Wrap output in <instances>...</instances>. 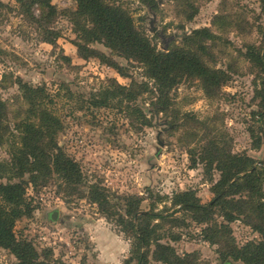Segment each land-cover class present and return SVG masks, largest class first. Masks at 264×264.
<instances>
[{
	"label": "rangeland",
	"instance_id": "1",
	"mask_svg": "<svg viewBox=\"0 0 264 264\" xmlns=\"http://www.w3.org/2000/svg\"><path fill=\"white\" fill-rule=\"evenodd\" d=\"M103 1L127 14L157 50L196 51L226 82L206 91L201 80L184 76L160 99L143 65L82 40L72 23L73 0H48L52 16L27 0H0V163L9 160L15 125L27 116L18 85L25 84L50 96L47 106L61 124L54 142L82 175L71 184L51 165L35 185L25 175L32 212L15 222V238L32 245L40 264H164L154 245L140 246L120 223L130 220L125 212L132 206L138 215L158 214L142 220L174 250L176 264H242L228 254L261 239L254 226L264 228V212L257 215L254 206L264 211V183L259 199L247 202L245 220L226 222L217 207L212 220L201 222L202 213L175 205V197L188 192L200 205L213 199L220 173L203 159L207 150L251 158L258 167L264 161V67L247 57L264 53L261 0ZM203 29L208 34L197 33ZM51 32L52 45L43 41ZM77 45L95 53L83 57ZM118 86L135 96L94 107V99ZM9 182L18 180L6 170L0 184ZM91 187L106 197L104 210L91 199ZM0 264L17 260L0 248Z\"/></svg>",
	"mask_w": 264,
	"mask_h": 264
},
{
	"label": "trees",
	"instance_id": "2",
	"mask_svg": "<svg viewBox=\"0 0 264 264\" xmlns=\"http://www.w3.org/2000/svg\"><path fill=\"white\" fill-rule=\"evenodd\" d=\"M22 1L18 0L21 5H24ZM73 1L77 9L72 14V23L82 40L86 44L100 43L118 56L143 65L148 77L156 83L160 99L184 76L201 80L206 91L220 88L226 82L227 76L207 68L196 51L163 52L151 46L148 37L138 32L131 18L119 8L109 6L103 0ZM142 1L149 5L153 3V0ZM27 3L37 4L42 9H46L48 16L55 13L48 0H27ZM261 11L264 13V0H261ZM44 18L42 10L40 19H35L39 27ZM197 33L205 34L207 30L203 29ZM262 34L264 35V30ZM209 36L212 37L210 34ZM55 38L57 35L51 32L43 41L52 45ZM77 50L84 55L83 57L95 53L81 45H77ZM247 57L256 66L264 67V53L254 51V53H248ZM18 85L28 102V109L27 116L15 125L18 136L11 144L9 160L6 164L0 163V179L8 170L18 180V182L0 184V248L9 251L17 260V264H40L37 262L38 254L32 245L27 241L17 240L13 233L15 222L24 216H29L32 212V205L26 198L27 183L22 178L29 175V183L35 185L46 174L48 165H51L58 175L71 184L80 183L82 175L78 166L54 142V137L61 130V124L47 106L51 104L50 96L42 87L31 88L25 84ZM102 95L101 99H94V107L105 105L111 100L110 97L119 96V98L128 99L135 96L131 89L120 86L114 91H105ZM140 117L144 118L143 115ZM3 118L4 105L0 101V130L5 127ZM216 152L215 148L207 150L208 155L203 158L209 166L214 164L220 173V179L213 189L215 193L213 199L206 205H200L191 201L192 196L185 192L175 197V205L196 214L202 213L199 215L201 222L212 220L213 209L216 210L217 207L222 211L221 216L226 222L250 218L245 214L244 209L247 202L259 199L257 196L260 195L264 183V161L258 167L254 166L256 162L251 158L240 159L229 155L224 157ZM240 174L243 175L238 179ZM90 195L101 210H104L106 203L104 194L97 187H91ZM254 207L257 215L264 212L261 204L256 203ZM106 215L109 214L106 212ZM157 215L147 213L138 215V210L131 206L125 212V216L130 220H124L121 217L120 223L125 224L127 231L140 246L154 245L156 248L154 255L158 261L164 264H176L180 260L174 250L168 245L161 244L162 238L157 235L156 227L142 220L155 219L159 217ZM254 230L260 234L261 239L232 249L228 255L234 261H240L242 264H264V228L259 224L254 226ZM144 258V254L138 257V259Z\"/></svg>",
	"mask_w": 264,
	"mask_h": 264
},
{
	"label": "water",
	"instance_id": "3",
	"mask_svg": "<svg viewBox=\"0 0 264 264\" xmlns=\"http://www.w3.org/2000/svg\"><path fill=\"white\" fill-rule=\"evenodd\" d=\"M225 264H228V263H225Z\"/></svg>",
	"mask_w": 264,
	"mask_h": 264
},
{
	"label": "flooded vegetation",
	"instance_id": "4",
	"mask_svg": "<svg viewBox=\"0 0 264 264\" xmlns=\"http://www.w3.org/2000/svg\"><path fill=\"white\" fill-rule=\"evenodd\" d=\"M228 264H230V263H228Z\"/></svg>",
	"mask_w": 264,
	"mask_h": 264
}]
</instances>
